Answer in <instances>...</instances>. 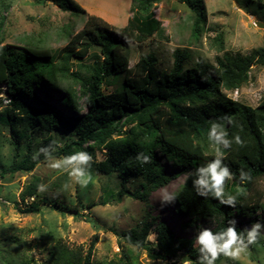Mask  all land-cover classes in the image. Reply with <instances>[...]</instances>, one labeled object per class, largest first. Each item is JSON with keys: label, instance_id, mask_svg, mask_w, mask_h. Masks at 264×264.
Instances as JSON below:
<instances>
[{"label": "trees", "instance_id": "trees-1", "mask_svg": "<svg viewBox=\"0 0 264 264\" xmlns=\"http://www.w3.org/2000/svg\"><path fill=\"white\" fill-rule=\"evenodd\" d=\"M176 1L185 4L195 14L194 36L202 33L206 24L204 0ZM253 1L264 5V0ZM160 2L135 0L134 15L123 30L115 32V36L104 20L91 16L86 23L88 28L76 34L56 56L30 47L24 49L23 59L8 45L0 44V85L7 86V94L12 101L6 110L7 119L0 120H6L7 125L21 135H26L36 124L50 132L64 131L68 139L54 153L57 157L77 151H92L87 146L90 142L103 144L107 150L104 162L107 171L117 172L123 179L133 177L144 180L140 190L132 193L122 191L120 198L127 193L143 201L152 191L170 184L172 178L192 173L196 167L214 159V153L207 152L210 147L208 132L211 122L223 123L229 132V139L239 135L244 141L241 146L233 140L231 148L225 150L227 159L224 163L234 173V179L225 184V192L236 197V207L220 205L211 197L197 195L192 184L195 177L189 174L175 192L178 197L173 206L176 213L183 216L201 214L219 217L213 231L226 228L230 219H235L238 230H242L246 224L237 217L256 213L264 206V196H256L257 184L264 181V99L253 108L227 98L222 91L233 92L240 88L248 80L249 71L255 64L264 65V49L246 56L224 54L217 58V65L198 60L193 68L186 70L184 63L190 54L186 50H176L171 71L161 69L154 54L141 58L129 68L127 57L120 52L122 45L162 36V23L152 11ZM94 24L103 25V30L81 46L86 37L95 31V28L91 29ZM215 39L221 42V36ZM93 44L100 46L102 64L83 65L88 69L86 76L70 73L72 58L80 60L86 57ZM122 73H125L123 86L114 92L104 93L103 84L117 82ZM68 77L72 83L64 87L62 83ZM78 82L84 90H88L87 112L81 115L78 114L80 108L76 104L73 88V83ZM43 83L49 88L48 94L36 90ZM57 88L63 92L59 106L51 101V98L55 99L51 90ZM24 98L32 99L34 104ZM64 107L70 111L67 116ZM17 112H21V116ZM225 115L232 117L231 125L221 120ZM124 127L128 129L122 132ZM115 133H119L120 137L114 138ZM32 145L28 141L27 153L7 169L8 172H31L39 163L45 162L43 155L38 160L32 159ZM15 147L17 150L20 148L18 141ZM157 148L167 158L177 160V170L172 175L162 172ZM138 153L151 156L152 162L142 164L136 159ZM240 169L250 176L243 183L239 179ZM37 186L31 183L22 194L23 201L34 198L29 212L39 213L41 209L36 203ZM44 205L50 206V203ZM153 226V223L141 222L134 229L123 232L121 237L129 245L147 250L153 260L176 261L180 253L196 260L198 249L192 246L194 241L175 237L165 223H159L154 228L157 246L149 245L147 239ZM97 241L94 237L83 256L80 250L71 249L59 240L49 251L48 261L44 264H93ZM127 260L126 263L116 264H131ZM20 264L36 263L22 261Z\"/></svg>", "mask_w": 264, "mask_h": 264}, {"label": "rangeland", "instance_id": "rangeland-1", "mask_svg": "<svg viewBox=\"0 0 264 264\" xmlns=\"http://www.w3.org/2000/svg\"><path fill=\"white\" fill-rule=\"evenodd\" d=\"M135 0H0V44L8 45L14 53L25 59V48L46 50L56 56L65 49L70 40L88 28L86 23L91 16L104 20L115 36V32L123 30L127 22L135 13ZM206 8V24L202 33L194 36L193 26L195 14L185 4L176 0H161L153 8V14L162 23V36L150 38L144 42L129 41L121 47V54L127 57L129 68H132L141 58L154 54L161 69L171 71L173 54L176 50H186L190 58L184 63V70L193 68L198 60L217 65V58L224 54L249 55L255 50L264 49V29L256 25L264 24V5L253 0H204ZM95 25V24H94ZM94 32L87 36L81 46L97 37L103 25L96 24ZM221 36V42L216 36ZM92 42V41H91ZM223 45V49L220 47ZM60 59V58H59ZM103 62L99 45H91L86 57L72 58L70 73L81 76L88 74L83 67ZM125 73H122L117 82L104 83V93L114 92L123 86ZM110 80L113 81L111 77ZM72 83L70 77L62 85L66 87ZM81 82L74 84L76 104L80 108L78 114L87 112L86 100L88 90L83 89ZM40 93H49V88L43 83L36 88ZM7 97V86L0 85ZM223 94L237 103L253 108L264 99V65L255 64L249 71L248 80L233 92L222 91ZM51 101L61 105L63 92L52 89ZM30 104L34 101L29 98ZM0 101V119H7V108ZM21 116V112H17ZM67 116L70 111L64 107ZM6 120H0V264H20L22 261L39 262L32 255L31 250L43 249L48 254L51 248L59 241H63L69 248L81 251L86 255L94 237L98 241L95 246L93 264H161V260L151 259L145 249H140L126 243L121 234L134 229L141 222L153 223L147 243L155 246L150 237H157L154 230L159 223H165L174 232L175 237L193 240L200 226L215 228L219 217L206 215L183 216L176 213L173 203H161V190L176 192L181 188L187 174L172 178L170 184L160 186L152 191L146 201L136 200L122 191L130 193L140 190L142 178L123 179L117 172L107 171L105 160L107 150L99 142H90L88 151L94 160L92 164L93 180L86 189L72 183L67 174L50 169L46 162L39 163L31 172L7 171L15 162H19L27 153L26 145L32 142L33 152L40 147L47 146L53 140H59L62 145L67 141L64 131L50 132L46 127L34 125L26 135L17 134ZM21 128V127H18ZM22 129V128H21ZM18 129V130H21ZM128 128L124 127L122 132ZM122 134V133H120ZM120 137L119 133L113 135ZM41 138V143H37ZM20 143L17 150L15 142ZM85 146V148H88ZM208 154L214 153L211 147ZM160 158L162 172L172 175L177 170V160L167 158L156 150ZM51 181V192L41 195L38 191L36 203L40 212H29L34 198L22 200V194L31 184L47 183ZM68 183L69 188L60 195L52 193ZM264 196V181L256 186V196ZM264 200V197H263ZM50 203V206L44 205ZM264 203V202H262ZM69 208V209H67ZM237 220L245 222L251 227L254 222L264 223V206L256 213H246L238 216ZM157 243V242H156ZM264 245V240L261 241ZM157 246V245H156ZM180 253L176 261H165L166 264H181L183 258ZM42 258V257H41ZM47 260L44 261L47 262ZM218 264H264V246L253 245L247 254L233 261L221 256Z\"/></svg>", "mask_w": 264, "mask_h": 264}, {"label": "clouds", "instance_id": "clouds-1", "mask_svg": "<svg viewBox=\"0 0 264 264\" xmlns=\"http://www.w3.org/2000/svg\"><path fill=\"white\" fill-rule=\"evenodd\" d=\"M0 101H3L4 106L12 103L11 99L3 91H0ZM0 110L3 109L0 108ZM221 120L226 121L229 125L233 123L232 117L227 115L221 117ZM208 140L210 147L214 151V159L196 167L194 172L189 174L195 177L192 179L193 187L197 195L204 198L211 197L217 200L220 205L235 208L236 197L225 192L226 182L234 179V173L224 163L227 159L225 150L231 148L233 140L237 145L241 146H243L244 141L239 135L229 139V132L225 124L216 121L211 122ZM36 142L41 143V138H37ZM62 147L63 145L59 140H53L47 146L35 150L32 159L38 160L43 155L50 169L56 170L61 174H67L72 183L79 185L81 189H86L93 180L92 164L99 161L94 160L93 155L87 151H77L61 157L54 155ZM136 159L142 164L152 162L151 156L143 153H138ZM239 179L243 183L249 180L250 176L243 169H240ZM68 188L69 184L65 183L61 189L56 190L52 195L58 196ZM37 191L41 195L49 194L51 192V181L40 183L37 186ZM177 197L178 195L175 192H169L167 189L161 190L160 200L162 205L175 202ZM149 239L156 246V238L150 237ZM262 240H264V223L259 221L254 222L250 228L245 227L242 230H238L235 219H230L227 227L220 231H213L212 228L200 226L192 245L198 249L197 258L192 260L185 257L182 259L181 264H216V261L221 256L237 261L242 255L249 252L250 246H264L261 245ZM31 252L39 264H44V261L48 259V254L43 249L38 252L36 248H33ZM161 264H166V262L161 260Z\"/></svg>", "mask_w": 264, "mask_h": 264}, {"label": "water", "instance_id": "water-1", "mask_svg": "<svg viewBox=\"0 0 264 264\" xmlns=\"http://www.w3.org/2000/svg\"><path fill=\"white\" fill-rule=\"evenodd\" d=\"M256 25H257L258 27H260V28H263V29H264V24H263V23H261V22H257V23H256Z\"/></svg>", "mask_w": 264, "mask_h": 264}]
</instances>
